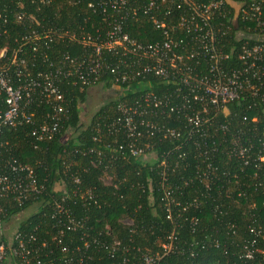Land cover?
Here are the masks:
<instances>
[{"label":"trees","instance_id":"1","mask_svg":"<svg viewBox=\"0 0 264 264\" xmlns=\"http://www.w3.org/2000/svg\"><path fill=\"white\" fill-rule=\"evenodd\" d=\"M148 1L129 0L135 14L124 22L128 35L138 41L160 35V30L148 20V13L170 29L175 27L176 31L171 29L173 37L182 35L183 30H178L176 24L180 10L174 8L175 2L181 1L173 0L171 4L170 0H155L156 7L144 14L141 8ZM240 1H224L226 12L231 15ZM258 1L261 24L256 25L253 19L242 20L238 15L224 36L227 67L238 65L235 51L240 43L251 44L257 35L258 42L264 44L259 38L264 35V0ZM85 2L50 0L48 4H38L37 0H0V16L7 19L0 33V48L7 45L6 56L10 55L17 46L14 37L27 35L31 28L41 25L76 33L82 25L85 31H90L85 20L92 15ZM20 11H25V16L16 22L14 14ZM221 20L213 16L212 23ZM51 37L44 49L49 60L82 50L73 41L57 40L55 33ZM38 63L34 62L33 70L49 69L48 63ZM260 66L258 94L250 96L245 92L229 102L225 112H217L208 130L213 144L206 154L195 150L191 140L201 139L194 133L190 142H183L182 137L177 142L175 139L159 142L157 137L143 136V141L157 142L143 148L142 141V154L132 156L124 146L123 134L106 127L115 114L117 101L131 100L143 92L139 87L144 86L145 80L129 85L119 98L114 95L84 122L80 106L88 88L72 84L70 79L60 80L58 88L65 113L51 139L36 141L30 134L29 123L1 133L0 139L5 143L0 147L1 156L9 153L19 163L29 165L36 182L43 187L41 194L20 205L12 206L7 199L2 201L3 220L18 218L33 206V211L20 219L15 228L34 234L37 240L46 238L52 250L49 257H82L80 264H108L122 256L131 264H142V254L156 256L153 264H264V105L260 99L264 92V55ZM148 79V92L159 97L168 90L159 78ZM110 83L111 77L106 75L97 86L110 90ZM29 108L34 110V123L40 122L45 106ZM155 120L159 121V116ZM66 132L68 135L64 137ZM177 143L181 144L175 147ZM238 144L243 149L242 155L236 152ZM75 178L78 182H74ZM75 188L78 193L72 195ZM61 196H66L65 205L87 229L66 231L62 242L57 244L50 240L53 228L49 214L53 200ZM123 218L130 223H123ZM84 238L95 239L85 250ZM112 240H117L119 246L110 257L104 247ZM61 246L67 250L60 252ZM76 246L79 251L71 254L70 250ZM76 262L75 259L71 263Z\"/></svg>","mask_w":264,"mask_h":264},{"label":"built area","instance_id":"2","mask_svg":"<svg viewBox=\"0 0 264 264\" xmlns=\"http://www.w3.org/2000/svg\"><path fill=\"white\" fill-rule=\"evenodd\" d=\"M180 1L174 4L170 0L174 8L180 10L176 24L183 32L176 37L171 33L175 27L172 26L171 30L166 23L148 13L150 8L156 7L155 0H149L141 8L142 13H148L147 18L153 27L160 30V35L149 41H138L124 30L125 20L135 14L129 0H86V8L92 15L85 20L90 31H85L82 25H79L78 33L41 25L31 28L27 35L14 37L17 46L10 55L6 56L7 45H3L0 48V136L4 129L29 123L32 126L30 134L36 141L51 139L58 132L60 117L65 113L59 81L70 79L72 84L90 88L109 75L110 90L118 98L132 83L146 82L139 87L143 92L131 100L117 101L115 114L106 126L112 132L123 134L124 146L132 156L142 154L143 148L157 142L155 139L143 141V136L157 137L159 142L163 139L177 142L182 137L183 142H190L194 133L201 139L191 140L195 150H203L206 154L207 148L213 144L208 130L217 112H225L229 102L246 93L250 96L258 94L264 44L258 42L257 35L251 44L240 43L235 51L238 65L229 67L225 65L228 54L223 48L224 36L238 15L242 20L253 19L256 25L261 24L259 1L242 0L235 4L231 15L224 8L226 0ZM37 2L48 4L50 0ZM24 13L14 14L16 22L23 20ZM213 16L222 20L214 24ZM6 22V17L0 16V33ZM51 33L56 34L57 40L73 41L82 50L77 54L62 53L49 60L44 49L49 45ZM36 60L40 65L48 63L49 69L33 70ZM152 76L168 86L159 97L146 90L148 78ZM120 84L127 87H118ZM260 99L264 105V92ZM31 105L45 106L40 122L34 123ZM158 116L159 121L155 120ZM219 127L224 129L225 125ZM3 144L0 139V147ZM236 152L242 155L239 144ZM74 182L78 180L75 178ZM42 191L43 187L36 182L29 165L19 163L9 153L6 156L0 153V264H11L13 260L18 264H72L75 259L77 264L81 263L82 257H49L52 250L46 238L37 240L34 234L21 233L16 228L9 234L5 232L9 219L3 220L2 201L7 199L12 206L15 203L20 205ZM77 193L76 188L72 190V195ZM65 197L53 200L49 214L53 228L50 240L57 244L62 242L66 231L86 228L85 223L73 217L64 203ZM94 241V238L82 239L83 249ZM118 246L119 242L112 240L104 248L113 257ZM66 250V246L60 247V252ZM76 251H79L78 246L70 250L71 254ZM122 257L108 264H131L128 258ZM155 259L156 256L141 255L142 264H153Z\"/></svg>","mask_w":264,"mask_h":264},{"label":"rangeland","instance_id":"3","mask_svg":"<svg viewBox=\"0 0 264 264\" xmlns=\"http://www.w3.org/2000/svg\"><path fill=\"white\" fill-rule=\"evenodd\" d=\"M261 40H264V35L259 37ZM114 97L113 91L104 89L101 86H95V87H90L86 91V98L85 102L80 106V117L81 121L84 122L90 114L98 108L100 105L103 103H106L110 99ZM68 135V132L65 133L66 137ZM34 207L32 206L31 209H27L26 211H23L19 217H12L9 218L8 220V225L5 230L7 234H9L13 228L18 224L19 220L24 218L28 213L33 211ZM123 223L129 224L130 221L128 219L123 218L122 219Z\"/></svg>","mask_w":264,"mask_h":264}]
</instances>
